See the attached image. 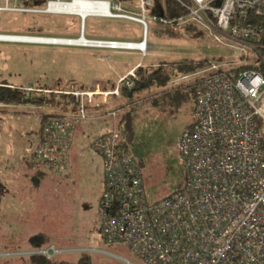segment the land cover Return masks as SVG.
I'll return each instance as SVG.
<instances>
[{"label":"built area","instance_id":"2783aa9c","mask_svg":"<svg viewBox=\"0 0 264 264\" xmlns=\"http://www.w3.org/2000/svg\"><path fill=\"white\" fill-rule=\"evenodd\" d=\"M126 1L138 11L125 7ZM177 1L186 13L173 18L152 14L155 0H0V13H61L55 7L89 2L101 6L90 16L141 24L142 38L88 37L84 30L78 37L33 36L46 40L32 42L146 56L152 20L174 31L196 25L231 50L233 58L209 60L182 76H198L195 122L176 145L185 181L168 196L149 201L139 157L118 124L94 138L92 147L104 159L98 212L104 240L128 245L145 264H264V0ZM137 79L132 69L111 90L73 84L51 89L32 82L22 87V106L30 109L43 108L32 102L41 94L72 95L76 100L75 111L43 117L41 140L30 158L33 167L57 174L66 171L76 127L91 119L89 107L121 98L120 86L132 89ZM120 112L112 109L109 115L116 121ZM63 251L50 245L28 253L54 259Z\"/></svg>","mask_w":264,"mask_h":264},{"label":"rangeland","instance_id":"374dc122","mask_svg":"<svg viewBox=\"0 0 264 264\" xmlns=\"http://www.w3.org/2000/svg\"><path fill=\"white\" fill-rule=\"evenodd\" d=\"M124 6L138 11L132 2L126 1ZM87 18L85 33L89 37L142 38L143 29L137 22L96 16ZM149 23L150 45L146 56L137 51L113 52L0 40V80L15 84L34 82L46 87L66 88L73 84L86 88L93 84L94 79L114 80L118 68H127L137 62L151 64L152 69L164 64L161 78L170 75V80L164 86L148 87L142 83L143 87H147L136 91L131 118L124 123L119 124L120 118L115 121L109 112L111 108H120L125 103L124 111L130 110L132 106H126L129 105L127 99L94 107L102 110L101 116L87 120L88 133L85 138L79 139L77 136L72 147L73 159L69 163L72 167L66 169L65 175H62L63 172H49L43 180L40 210L35 211L34 218L41 222L39 216L44 215L45 231L52 238V245L64 250L57 255V260L68 261L67 264H145L128 245L108 243L102 236L98 210L104 189V159L92 147V142L96 136L111 131L114 123L118 124L121 131L132 135L125 137L136 156L144 157V181L149 201L155 202L168 196L185 180L182 158L176 145L182 133L195 122L194 89L198 79V76L183 79L182 72L175 64L180 61L233 58L231 50L218 44L208 34H199L200 28L169 29L177 33L175 38L162 31H154L156 26L160 27L157 22L149 20ZM0 31L4 35L78 37L82 32V20L78 14L1 12ZM136 75L138 79L141 78ZM90 115L93 117L95 114ZM35 120L34 112H0V138H15L30 130H38V120L36 123ZM78 128L82 132V126ZM80 140L84 147L78 149ZM42 196L46 199L42 200ZM4 223L5 215H0V264H33L32 255L24 252L39 249L31 240L30 243H20L9 239ZM13 250L23 253H11Z\"/></svg>","mask_w":264,"mask_h":264},{"label":"crops","instance_id":"0c3cea01","mask_svg":"<svg viewBox=\"0 0 264 264\" xmlns=\"http://www.w3.org/2000/svg\"><path fill=\"white\" fill-rule=\"evenodd\" d=\"M113 52H118L114 50H108ZM138 52V51H137ZM140 53V52H139ZM148 64V63H146ZM142 64L141 62H137L127 68H118L117 75L114 80L110 78H105L103 80H92L96 81V87H100L102 90H111L117 86L118 80L120 77L126 75L132 69ZM124 69V70H123ZM92 89V88H85ZM117 97H111L109 103H116ZM3 112V111H0ZM9 112V111H6ZM4 112V113H6ZM25 112V111H24ZM26 112H34L38 123V130H30L26 134H20L15 138H0V215H5V232L9 239L14 240L15 242H27L30 243V238L37 233H48L45 231L46 219L44 215H40V221H35V211L40 210V195L41 192V184L43 180H45L46 176H48L41 169H37L33 167L30 162L31 155L34 149L40 143V132L42 126L41 115L43 112L39 111H26ZM95 114L93 117L90 114ZM102 110H98L94 107L89 109V115L92 121L94 118H98L101 116ZM87 122H83L76 127L75 130V140L72 145L74 146L76 142L77 136L79 139L85 138L88 133V129L86 126ZM82 126L80 132V127ZM1 127V126H0ZM1 131V128H0ZM27 135V136H25ZM25 136V138H23ZM30 137V138H28ZM83 143L78 144V149H81ZM32 147V148H31ZM72 147L69 151V163H71L73 159V150ZM29 148H31L29 152ZM72 167V164H69V168ZM50 174V173H48ZM67 174L66 171L62 173V175ZM31 182L33 183L31 185ZM44 189V188H43ZM39 195V196H38ZM43 198V196L41 197ZM46 199L43 198L42 200ZM44 205V204H43ZM43 208H41L42 210ZM31 212H35L32 213ZM32 235V236H31ZM23 245V244H22ZM30 245V244H26ZM24 254L28 253V249L25 250ZM11 253H23L20 250H13Z\"/></svg>","mask_w":264,"mask_h":264},{"label":"trees","instance_id":"16d2710c","mask_svg":"<svg viewBox=\"0 0 264 264\" xmlns=\"http://www.w3.org/2000/svg\"><path fill=\"white\" fill-rule=\"evenodd\" d=\"M151 13L157 14V15L162 16V17L173 18V17H177V16L185 14L186 10L177 0H155V4H154V7H152V9H151ZM28 15H32V14H28ZM157 24H160V27L156 26L154 31H158V32L162 31L165 34H167L169 36H173L176 38L177 33L170 32V30H169L170 28L168 26L163 25L162 23H160L158 21H157ZM185 27H183L182 29H184V28L185 29H191V30L199 29L196 25H189V26H185ZM86 29H87V24H86ZM182 29H180V30H182ZM180 30H178V31H180ZM149 31H150V27H149ZM149 31H148V34H149ZM0 32L4 33L2 31H0ZM39 33H41V32H39ZM8 34H11V33H8ZM199 34H204V32L202 30H199ZM0 35H4V34H0ZM48 36H58V35H48ZM117 39H119V38H117ZM129 40H131V39H129ZM209 60H212V59H209ZM209 60H206V61L200 60L198 62L180 61L178 64H175V65H178L177 68L179 69V71L182 72L181 75L184 76L186 74L197 71L198 69H200V67H202L204 65V63L208 62ZM150 65L151 64H146V65H140V66L136 67L135 73L138 74L141 78L136 80L135 86L132 89H129L125 85H121L120 90H121L122 97L121 98H119L117 96H114V97H117V98L123 99V100L127 99L129 105H126V106H132L134 103H136L135 96H136L137 90H141L143 88H146L147 86L153 87V85H158V87H160V86H164L165 84H167V82L170 80V75H168L165 78H161V76H160V72H161V70H163L162 68L165 65L162 64L161 66L155 67L153 69L150 68ZM177 79H180V77H178ZM32 83H34V82H32ZM91 83H93V84L88 85L86 88H92L93 89V87H95L97 82L93 81ZM142 83H146L147 86L143 87ZM0 84L3 85V86L0 85V103L16 105L14 107H0V111L6 112V111H10V110H18V111H39L40 110L41 112L44 111L43 114L41 115L42 121H43V117H45L47 115L64 116L65 114H68V113H71L72 111H75L76 100H75V97L72 95L55 94V93L41 94L37 99H32V102H34L37 105H42L43 108H41V109H30V108L22 106V104L24 102L25 91L22 90L21 88L26 86L28 83L27 84H15L12 82H7L5 80H0ZM6 84L14 85L15 88L5 86ZM34 85L37 87L46 88V86H42V85L37 84V83L36 84L34 83ZM59 85H61V84H59ZM59 87H61V86H59ZM76 87L81 88V89H85L84 87H80V86H76ZM48 88L55 89L58 87H48ZM61 88H66V87L62 86ZM67 88H68V86H67ZM92 89H90V90H92ZM131 91H133L132 94H131ZM194 95H195V89H194ZM195 100H196V98H195ZM125 104H123V106H121L119 108V109H121V112L118 114V117L120 118L119 124H120V122L121 123L126 122V120L131 118V115H132V111H133L134 107L132 106V108L130 110L124 111L123 107H125L124 106ZM106 105H109V104L107 103ZM91 107L92 106H90L89 109ZM112 109H118V108L113 107L110 109V111ZM193 123L190 126H192ZM121 132L126 137L128 136L130 138L132 136L129 132H127V133H125L123 131H121ZM41 136H42V126H41V132H40V140H41ZM74 140H75V137H74ZM129 146H131L130 142H129ZM139 160L141 162V166L143 169L144 165L146 164L144 157H140ZM41 170L44 171L47 175H49L48 174L49 172L51 173V171L48 169L41 168ZM143 179H144V172H143ZM182 185H180L179 187H181ZM30 240L36 249L45 248V247H48V246L53 244L52 238L49 235H47L46 233L34 234L30 238ZM32 260H33V264H67V263H69L68 261L57 260V257L54 259H48L47 257H45L43 255H32Z\"/></svg>","mask_w":264,"mask_h":264},{"label":"bare ground","instance_id":"6f19581e","mask_svg":"<svg viewBox=\"0 0 264 264\" xmlns=\"http://www.w3.org/2000/svg\"><path fill=\"white\" fill-rule=\"evenodd\" d=\"M101 6L96 5L94 3H89V2H83V3H77L73 5H59L58 7H55V10L61 13H75L81 16V20L85 18V22L88 19L87 17L96 14L98 9H100ZM86 25V23H85ZM0 40H13V41H23V42H32V41H42L46 39L42 38H35V37H18V36H9V35H0ZM48 41V40H47Z\"/></svg>","mask_w":264,"mask_h":264},{"label":"water","instance_id":"95a60500","mask_svg":"<svg viewBox=\"0 0 264 264\" xmlns=\"http://www.w3.org/2000/svg\"><path fill=\"white\" fill-rule=\"evenodd\" d=\"M84 30H85V18H83L82 19V34H83V32H84ZM133 93V91H131V94Z\"/></svg>","mask_w":264,"mask_h":264}]
</instances>
